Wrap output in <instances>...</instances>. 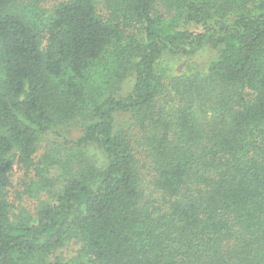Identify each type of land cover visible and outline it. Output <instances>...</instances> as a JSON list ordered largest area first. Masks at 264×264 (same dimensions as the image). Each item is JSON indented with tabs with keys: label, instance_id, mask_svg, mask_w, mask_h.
Instances as JSON below:
<instances>
[{
	"label": "trees",
	"instance_id": "obj_1",
	"mask_svg": "<svg viewBox=\"0 0 264 264\" xmlns=\"http://www.w3.org/2000/svg\"><path fill=\"white\" fill-rule=\"evenodd\" d=\"M107 3L0 0V264H264V0Z\"/></svg>",
	"mask_w": 264,
	"mask_h": 264
},
{
	"label": "rangeland",
	"instance_id": "obj_2",
	"mask_svg": "<svg viewBox=\"0 0 264 264\" xmlns=\"http://www.w3.org/2000/svg\"><path fill=\"white\" fill-rule=\"evenodd\" d=\"M96 2L99 4V6L106 11V8L108 6V0H96ZM162 10H166V6H162ZM218 55V51L213 49L210 46H206L204 49H202L197 55H195L192 58H187V57H170L166 56L163 59V65L162 68L165 69L166 71H169L170 73H175V72H180L184 70L189 62L191 61H196L198 64H201L202 66L206 64L207 62L212 61L215 59ZM132 82L127 80L125 85L123 84V89L122 91L127 92L129 89H131ZM120 122L123 123L125 122L126 118L124 116L120 117ZM79 131L75 130L71 134H69L70 138H76L79 135ZM50 139V142H43V146L40 150V155L43 153V150L45 151L46 149H50L52 152L62 151L61 145H60V140L56 139L55 137H48ZM91 154V152H90ZM34 175V173H32ZM31 175V174H30ZM37 180H43L42 176H36ZM30 179L27 176L26 170L20 168L18 165L15 166V170L13 173V182L14 186L12 189V196L11 199L12 201L15 202L16 206L19 205H27L33 207V203L36 202L34 198H32V191H36L34 188H31L27 186L29 183ZM27 189V193H25V190ZM24 194V196H21V199H18V196L20 194ZM79 249V246L76 244V242H70L66 246H62L56 254L65 259L66 261H72L74 257L77 254V250Z\"/></svg>",
	"mask_w": 264,
	"mask_h": 264
}]
</instances>
